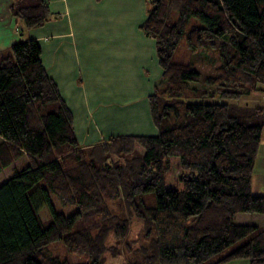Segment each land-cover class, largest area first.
Instances as JSON below:
<instances>
[{"label":"trees","instance_id":"trees-1","mask_svg":"<svg viewBox=\"0 0 264 264\" xmlns=\"http://www.w3.org/2000/svg\"><path fill=\"white\" fill-rule=\"evenodd\" d=\"M10 11L25 30L51 16L43 0H13ZM142 30L163 71L148 99L158 134L88 147L40 44L21 40L0 53V171L21 156L28 162L0 184V264H68L46 249L59 241L105 264L117 252L110 235L126 241L133 217L146 236L154 230L146 264H264V230L234 221L264 214V196L251 190L264 108L231 112L230 103L206 100H245L264 85V0H153ZM183 39L204 50L202 64L219 60L205 78L193 63L172 62ZM53 196L76 211L56 212ZM120 201L127 216L112 208ZM40 206L50 211L47 227ZM79 220L87 225L73 231Z\"/></svg>","mask_w":264,"mask_h":264},{"label":"crops","instance_id":"crops-1","mask_svg":"<svg viewBox=\"0 0 264 264\" xmlns=\"http://www.w3.org/2000/svg\"><path fill=\"white\" fill-rule=\"evenodd\" d=\"M43 1L49 5L50 19L43 26L27 31L23 30V23L11 14L13 0L7 1V11L0 16V40H4L5 50L22 40L19 35L23 37L26 33L27 39L40 44L42 64L56 82L70 110L67 84L77 91L78 98L85 104L86 100L91 101L92 107L98 108L95 112L106 113L102 106L113 105L115 109L119 108L114 110L115 113L122 114L130 127L137 126L132 131L142 133L138 136L157 135L148 99L163 71L155 41L142 30L153 0ZM1 35L7 37L2 38ZM120 100L121 103L118 102ZM240 102L264 108V85ZM73 109L71 112L74 113ZM89 123L80 126V135L84 140L89 139V142H79L81 147L96 145L113 137L105 138V134L100 133L111 127L110 122L108 126L105 122L94 124L92 119ZM91 137L96 138L94 142H90ZM251 190L254 195L264 196V129ZM234 221L264 230V214L241 213L235 216ZM224 264H249V261L238 259Z\"/></svg>","mask_w":264,"mask_h":264},{"label":"rangeland","instance_id":"rangeland-1","mask_svg":"<svg viewBox=\"0 0 264 264\" xmlns=\"http://www.w3.org/2000/svg\"><path fill=\"white\" fill-rule=\"evenodd\" d=\"M7 1L8 0H0V6H1V14L0 16H3V11H7ZM5 3V6H3ZM3 4V5H2ZM24 31H27L24 29ZM4 37H7V35H1ZM26 33L23 35H19V38H22L24 41L27 39ZM21 41V40H19ZM5 42L4 40H0V53L4 52ZM13 45V44H12ZM11 45V46H12ZM9 46L8 49L11 48ZM4 48V49H3ZM7 49V50H8ZM204 50H192L186 41V39H183L179 45V47L176 49L175 53L172 56V62L177 64H194L195 70L200 72L203 75V78L208 76L210 73H212V70L219 64V60L216 61V63L213 65L211 62L210 67L208 64L207 66L202 64V62H205L206 58H204ZM6 52V50H5ZM209 66V67H208ZM83 81L80 82L82 84ZM100 82H103V80H100ZM203 84V82H201ZM70 84H67L66 92L69 93L70 101L69 106L74 108L75 111L73 113V124H74V131L75 135L78 139V142H89V139L83 138L80 133H82V130L80 129L81 125H84L87 123L89 125V121L92 119L94 124H100V122L107 123V126L109 122L111 123V127L108 126L106 130H101L100 133L105 134V138H109L110 136H117V135H130V136H138L142 133L139 131H132L133 128H137V126L130 127V125L127 122L125 118H123L122 114L115 113L114 110H117L119 108H114L113 105H104L102 106L106 113H98L95 112L98 108H93L91 101L86 100V104L84 103L83 99H79L77 96V91L74 90L69 86ZM204 85V84H203ZM73 91L75 96L73 95ZM206 100H209L207 102H227L231 104L233 112L234 110H242L241 107H243V104L239 100H229V99H221L220 98H213ZM106 102V100H103ZM238 101V102H236ZM243 101V100H242ZM121 103V100L118 101ZM245 103V102H244ZM247 103V102H246ZM99 105V104H98ZM97 105V106H98ZM70 109V108H69ZM114 111V112H111ZM89 123V124H88ZM145 135V134H144ZM96 138L91 137L90 142H94ZM84 140V141H83ZM1 142V140H0ZM28 165V162L26 160L25 156H21L20 158L16 159L14 162H12L7 168L0 171V184L4 183L8 178H10L15 170H22ZM42 185V183H40ZM34 190V189H33ZM52 202L54 204L56 212L64 213L65 215H71L76 211V208L74 207H64L62 206L55 196L52 197ZM112 208L115 212L119 214H123L127 216L126 210L124 208L123 203L116 202L112 205ZM39 216L43 223V226L47 227L51 222V214L50 211L45 208L44 206L39 207ZM87 223L82 222L81 220L77 221L75 226L73 227V231L83 228L86 226ZM146 227L143 225L141 221L136 219L135 217L130 219V232L127 237L126 241L119 240L114 237L113 234L110 235L109 239V245L116 248L117 252L115 254L111 252H107L105 254V264H129V263H135V264H146L145 258L150 255L149 246L152 242V240L155 238L154 230L152 229L151 236H146ZM127 244V246H126ZM48 251H50L54 256H57L61 260H65L68 262V264H88L89 259L86 256H76L69 254L64 246V243L62 241L51 243L47 248ZM226 252V251H225ZM224 252V253H225ZM223 254V253H222ZM221 256V254L219 255ZM217 256L213 258V260H216Z\"/></svg>","mask_w":264,"mask_h":264}]
</instances>
